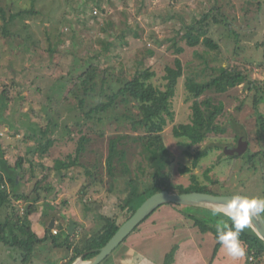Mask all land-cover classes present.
Here are the masks:
<instances>
[{
    "label": "rangeland",
    "instance_id": "1",
    "mask_svg": "<svg viewBox=\"0 0 264 264\" xmlns=\"http://www.w3.org/2000/svg\"><path fill=\"white\" fill-rule=\"evenodd\" d=\"M261 3L263 5L260 8ZM0 7L5 9L7 16L26 10L36 12L34 16L25 17L22 21H12L7 28L8 36L0 33V95L7 92L8 98L11 99L6 107L7 115L21 108L23 112L41 117L43 122L38 121L40 126H43L51 115L47 111L48 107L57 112L61 122L67 121L70 118L69 113L75 116L74 111L84 113L85 109H91L100 95L105 100L116 93L120 82L127 81L135 72L150 70L155 74L151 80L153 85L164 89L165 68L174 69L175 60L180 62L182 77L176 85L174 97L170 100L173 118L167 120L166 136L170 135L174 126L190 123L194 98L185 87L187 78L194 76L196 80H207L212 74L209 68L229 66L238 68L252 80L264 82L261 48L264 43V0H0ZM209 10L212 12L208 36L219 46L220 51L219 55L213 56L215 62H210L209 68L202 73L205 64L194 54L197 49L187 48L185 42L180 41L177 47L182 48L183 52L177 55L171 39L176 35L179 36L178 39L181 38L184 29L194 24L200 16L209 13ZM212 16L219 24L213 23ZM1 23L0 19V26ZM49 43L53 53L49 52ZM213 58L209 57L207 62ZM90 66L95 69L96 87L94 93L88 92L84 95L81 81L75 86L71 83L82 77L86 70H90ZM100 77L104 78L106 83H102ZM87 88L89 89L90 85ZM248 93L244 84L230 88L222 95L205 93L199 101L206 98L221 101L226 112L218 118L219 125L228 128L231 124V128L239 133L240 126H245V140H253L254 132L248 136L254 123V110ZM17 97L20 98L19 103ZM81 99L84 100L82 110L78 107ZM238 107L241 112H238ZM259 112L264 117V100L259 105ZM137 113L134 103H116L112 112L103 116V121L97 128L103 130L106 135L103 139L93 137L88 156L83 161L87 166L97 164V182L87 183L84 168L73 167L57 173L52 170L54 159L44 160L50 168L47 171L50 177L48 182L52 183L51 178L58 180L53 182L54 185L57 183L53 187L54 196L49 194L47 197V194L42 192V201L53 210L57 227L61 224L66 228L72 221L81 236L84 233L101 231V217L104 215L117 219L118 223H121L125 216L131 215L129 210L119 208L120 204L115 196L118 193L124 195L126 190L121 181L113 189L109 188V177L104 162L108 151V136L123 131L129 132V123L126 120L117 123L106 116H135ZM11 118L19 117L15 115ZM67 126L72 127L70 123ZM19 134L15 135L5 125H0V141L5 158L10 162L25 155L27 151H32L35 146L34 141L18 146L17 143L26 137H23V132ZM232 136L231 132H228L222 137H210L200 145H190L185 139L166 138L174 158L172 185L190 186V177L195 176L198 182L211 186L205 179L207 172L211 181L219 180L223 183L226 179L221 186L223 189L214 188L215 193H220L218 195L228 193L256 197L260 190L262 191L261 168L256 166L252 169L237 162L229 172L228 161L223 156L229 155L212 151L213 147L219 145L221 148H228ZM251 145L255 148V139ZM205 149L209 150L207 157L193 167V156ZM134 153L137 154V151L134 150ZM64 157L62 154L60 158ZM132 161L136 163L140 161V157L135 156ZM130 167L132 169L131 162ZM183 168H189L190 172L179 173L178 170ZM62 175L65 176L60 180ZM129 175L137 181V189L143 190V179H137L138 175ZM242 183L247 184L245 189L241 188ZM26 208L27 205L24 206V209ZM183 213L196 218L202 217V225L207 221L195 210L186 209ZM40 217L37 215L32 220L31 229L37 235L41 234L45 226L48 228L52 220L49 219L43 225ZM133 232H138V229ZM54 238L56 241H63L66 233L59 229V235ZM52 241L53 239L47 237L42 243L43 246L36 247L33 259L26 264H65L63 259L71 250L55 249ZM142 245L144 246V242ZM149 252L157 255L156 251ZM224 259L227 264L240 263V260L237 262L227 256ZM22 261L18 250L0 244V264H22ZM242 264H247L245 257ZM259 264H264V257Z\"/></svg>",
    "mask_w": 264,
    "mask_h": 264
},
{
    "label": "trees",
    "instance_id": "2",
    "mask_svg": "<svg viewBox=\"0 0 264 264\" xmlns=\"http://www.w3.org/2000/svg\"><path fill=\"white\" fill-rule=\"evenodd\" d=\"M262 5L263 3L259 7L261 8ZM95 6L98 5L95 4ZM215 10L217 12L220 11L219 9ZM211 12L212 10H209V13L200 16L199 19L195 20L194 24L184 29V33L179 38L180 40L178 35L171 39L177 55L183 52L182 48L177 47L180 41L185 42L187 48L197 49L194 54L200 60H203L205 64L201 72L209 68L210 62H215L213 56L219 55L220 51L219 46L208 36ZM35 14L36 12L33 10H26L7 16L5 9L0 7V19L2 22L0 33L8 36L7 28L12 21L15 19L22 21L25 17L34 16ZM212 18L214 24H219V21L214 16ZM50 47L49 43V52L53 53L54 50ZM261 48L264 59V43ZM209 57L213 58V60L207 62ZM90 68L92 69H90L91 71L89 69V72L86 70L82 77L76 78L71 83L75 86L78 81H81L84 87V95H87L86 93L88 92L94 93V88L96 87L95 69L91 66ZM262 69L264 72V66ZM209 70L212 74L207 80L205 78L196 80L194 76L186 79L185 87L194 98L191 106L190 123L174 126L170 135H167L168 137L166 136L167 133H165V126L167 120L173 118L170 100L174 97L176 85L182 77V67L178 60H175L174 69L165 68V75L163 76L164 89L153 85L151 80L154 79L155 74L150 72V70L135 72L127 81L120 82V87L116 93L106 97L105 100L100 95L91 109H85L86 112L84 113H76L74 111L75 116L69 113L70 118L67 121L62 120L61 122L57 112L53 108L48 107L47 111L51 115L47 117V121L44 122L43 126H40L38 122H43L41 117L34 115V113H32V116L27 111L23 112L21 108H19V111L16 110L14 113L11 112V115H7L6 107L11 102V99L8 98L7 92H3L0 95V125H5L18 136L20 135L19 133L23 132V137H26L17 143L18 146L26 145L28 141H34L35 146L32 151H27L25 155H21L14 162H10L5 158V152L0 141V244L18 250L22 256V264H26L30 259H33L36 247L43 246L42 243L46 241L47 237L51 240L53 239L52 243L55 249L71 250L70 254L63 259L66 264H71L79 256H83V260H89L97 255L99 249L106 245L120 226L152 195L161 191L177 194H220L215 193L214 188L220 187L223 189L221 186L226 182V179L223 180V183L219 180L211 181L207 177V172H205V179L208 180V183L210 182L211 186L198 182L195 176L190 177L192 181L190 186L172 185L174 158L168 148L166 138L185 139L190 145H200L210 137H222L228 132L233 135L231 141L233 140L234 142L242 135L247 138L244 134L245 126H240L241 133H239L234 128H231V124L230 126L228 125V128L219 125L218 118L224 116L226 112L221 101L213 98L199 101L205 93L214 92L222 95L230 88L244 84H246L249 91L251 106L254 110L252 113L254 120L252 124L253 130L248 136L252 135L251 133L253 132L255 133L253 140L255 139L256 146L253 148L251 145L253 140L247 139L248 148L244 155L239 157L223 156L228 161L229 172L233 168L232 165L235 166L237 162L239 164L241 162L243 166L248 168L254 169L256 166L261 168L260 183L262 191L260 190L261 193L259 192L256 197L264 198V117L259 112V105L264 100V82L252 80L249 75L239 71L236 67L220 66L218 68H209ZM214 72L216 73L213 74ZM100 81L106 83L102 77H100ZM88 85H90L89 89L87 88ZM19 100L20 98L17 97V103H19ZM116 103L117 105L134 103L138 110L135 116L130 114H120L119 117L106 116L111 120L117 121V123H120L121 120H126L129 123V132L123 131L108 136V151L104 162L107 176L109 177V188L113 189L121 181L126 192L128 190V193L125 192L124 195L118 193L115 197L120 204L119 208L121 210H129L131 215L125 216L121 223H118L115 218L102 216L103 227L98 233H84L80 236L75 225L72 235H67L66 231H64L66 238L63 241H56L54 238V236L59 235V230L54 235L52 230H49L46 226L41 234L33 233L31 229L33 217L40 215L43 225L49 219H55L53 210L48 204L44 205L45 201H42V192H45L47 197H49V194L51 197L54 196L53 187L57 183L54 185L53 182L58 180L51 178L52 183L48 182L50 177L47 171L50 168L46 166L44 160L54 159L52 170L57 173L63 170L67 171L73 167L84 168L88 179H86L87 183L93 184L97 182L95 181L97 164H89L87 166L83 161L88 156V148L93 137L100 139L105 137L106 133L97 127L103 121V116L112 112ZM83 104L84 100H79L78 107L81 110L84 108ZM237 110L241 112L240 107ZM15 115H18L19 118H11ZM33 118H35L34 121ZM68 123L72 127L67 126ZM134 150L137 151V154L134 153ZM223 150L224 148H221L220 145L212 149V151L224 154ZM208 151V149H205L193 156V167H196L200 160L207 157ZM62 154L65 155L64 159L60 158ZM186 154L190 156L189 153ZM135 156H139L140 161L134 163L132 160ZM178 171L181 174H185L189 173L190 169L183 168ZM129 174L138 175L137 179L139 177L143 179L141 183L143 190L137 189V181ZM64 176L62 175L60 180ZM246 185L242 183L241 188L245 189ZM224 195L229 194L226 193ZM25 205H27L26 209H24ZM167 205L182 214L185 219L192 221L194 227L198 228L202 234L211 233L215 241L217 225L231 224L228 217L220 213L214 215L213 211L201 208L176 204ZM186 209L201 213L207 221L202 225V217L196 218L193 215L183 213ZM139 226L134 231L139 229ZM240 239L246 246V263L259 264L261 258L264 257V244L250 228H246L240 234ZM220 246L217 243L214 255ZM172 258L173 252L167 256L165 264H171Z\"/></svg>",
    "mask_w": 264,
    "mask_h": 264
},
{
    "label": "crops",
    "instance_id": "3",
    "mask_svg": "<svg viewBox=\"0 0 264 264\" xmlns=\"http://www.w3.org/2000/svg\"><path fill=\"white\" fill-rule=\"evenodd\" d=\"M133 233L99 264H141L137 257L144 258L145 264H165L171 252H173L171 264H227L224 257L229 256L224 248L220 246L214 255L217 242L213 235L209 232L202 234L194 227L192 221L185 219L167 204L157 208L141 223L138 232ZM149 251H156L157 257ZM78 260L83 263L89 261L83 260V256L74 261ZM64 262L66 264V261ZM237 264H242V259Z\"/></svg>",
    "mask_w": 264,
    "mask_h": 264
},
{
    "label": "water",
    "instance_id": "4",
    "mask_svg": "<svg viewBox=\"0 0 264 264\" xmlns=\"http://www.w3.org/2000/svg\"><path fill=\"white\" fill-rule=\"evenodd\" d=\"M246 150V141L241 140L238 143V147L235 149L226 148L224 153L229 156L239 157ZM236 195H212L209 193H187L177 194L169 193L167 191H161L146 199L140 207L132 214V216L126 220L117 232L110 238L106 245L99 249L97 255H95L89 261L80 260L76 261V264H99L103 261L125 238H127L134 229L139 226L150 214H152L157 208L166 204H176L186 207L201 208L217 212L220 214L225 213V202L231 197ZM243 196V195H240ZM226 216V215H225ZM228 217V216H227ZM55 227V222L51 220L48 225V229L52 230ZM60 230L66 231L67 235H71L74 229V223L69 222L68 226L64 228L61 224H58ZM250 230L258 237V239L264 244V221L256 219L251 223ZM74 264V261L71 263Z\"/></svg>",
    "mask_w": 264,
    "mask_h": 264
},
{
    "label": "clouds",
    "instance_id": "5",
    "mask_svg": "<svg viewBox=\"0 0 264 264\" xmlns=\"http://www.w3.org/2000/svg\"><path fill=\"white\" fill-rule=\"evenodd\" d=\"M226 211L231 224H218L216 227V242L226 250V254L234 259L240 260L246 256V246L240 239V234L249 228L254 220L264 221V198L246 197L236 195L225 202ZM214 215L218 213L213 212ZM55 226L53 230H58ZM50 230V229H49ZM141 264H145L142 257H137ZM74 264L76 262L74 261Z\"/></svg>",
    "mask_w": 264,
    "mask_h": 264
},
{
    "label": "flooded vegetation",
    "instance_id": "6",
    "mask_svg": "<svg viewBox=\"0 0 264 264\" xmlns=\"http://www.w3.org/2000/svg\"><path fill=\"white\" fill-rule=\"evenodd\" d=\"M246 138L244 137V136H239V138L236 140V142H234L233 140L232 141H230V145H228V148H231V149H235V148H237L238 147V143H239V141H241V140H245ZM246 141V150H245V152L247 151V148H248V143H247V140H245ZM224 150H225V148H224ZM245 152L243 153V154H241L240 156H242V155H244L245 154ZM231 157H233V156H231ZM235 157V156H234Z\"/></svg>",
    "mask_w": 264,
    "mask_h": 264
},
{
    "label": "built area",
    "instance_id": "7",
    "mask_svg": "<svg viewBox=\"0 0 264 264\" xmlns=\"http://www.w3.org/2000/svg\"><path fill=\"white\" fill-rule=\"evenodd\" d=\"M52 233L55 235L57 234V230H53Z\"/></svg>",
    "mask_w": 264,
    "mask_h": 264
}]
</instances>
